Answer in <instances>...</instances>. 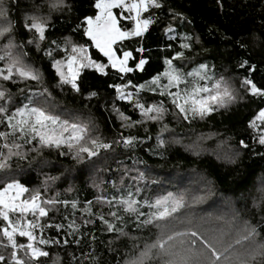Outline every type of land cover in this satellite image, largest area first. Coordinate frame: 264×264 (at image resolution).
Returning <instances> with one entry per match:
<instances>
[{"label": "trees", "instance_id": "1", "mask_svg": "<svg viewBox=\"0 0 264 264\" xmlns=\"http://www.w3.org/2000/svg\"><path fill=\"white\" fill-rule=\"evenodd\" d=\"M159 2L160 8L142 14L153 19L144 36L124 42L125 50L133 53L130 67L135 69V63L141 57L147 61L143 70L127 73L124 80L110 68L103 76L94 69H85L77 81L80 91L73 92L70 86L61 88L57 85L51 61L43 52H37L34 46L25 48L29 53L26 60L42 73L40 90L47 87L51 94L46 98L47 103L41 106L50 111L55 109L62 118L87 124L93 136L112 144L111 150H102L93 161L83 164L48 149L39 156L30 153L26 161H13L16 179L30 189L46 191L49 197L77 202L75 213L69 203L66 211L60 205L59 211H52L50 216L51 222L65 226L75 219L79 225L75 234L79 242L67 237V245L48 249L50 256L42 258L44 264H122L125 256L131 254L133 245H143V237L148 232L155 238L156 227L137 230L134 219L117 225L127 233L117 236L107 232L106 225L96 215L85 213L81 216L80 210L91 201L94 213L111 219L107 215L108 205L97 202L96 197L103 195L112 199L114 193L120 194L117 188L131 187L135 191L139 187L141 195L136 198L141 201L169 191L184 192L187 205L177 214L178 219L169 222V228L196 230L217 247L234 244L243 234L245 221L257 225L264 236V146L254 139L255 134L248 128V122L264 107V97H253L240 89L234 102L202 120L184 121L168 115L165 122L169 130L162 134L164 145L160 146L157 135L162 125L148 122L131 128L121 127L120 112L130 121L141 117L131 103L116 100L115 89L109 87L128 81L133 85L144 83L163 71L165 58L171 59L179 51L183 52L184 58L174 63L185 70L203 63L215 73L216 79L224 77L234 89H239L244 78L264 88V0ZM65 3L67 7L50 16L43 48H54L52 41L63 46L66 39L76 43H84L87 39L82 29L79 32L73 29L84 17L94 15V0H65ZM34 4H43V12L47 14L45 0H19L10 13L22 19L25 13L35 11ZM169 28L172 31L168 32ZM182 37L190 39L182 40ZM28 38L29 34L21 29L17 42L26 43ZM182 42L188 43L190 48L181 49ZM137 47L144 51L137 53ZM90 54L106 63L95 49H91ZM63 55L53 51L55 59H61ZM18 88L25 89L23 96L17 92ZM31 90H37L34 82ZM11 91L19 103L29 94V87L18 84L12 86ZM126 91L135 93V88L129 87ZM92 92L96 95L88 98ZM137 98L146 103L160 99L148 92L133 96L134 101ZM129 135L138 138L133 148L125 149L122 144L115 143L121 136ZM141 140L143 143L139 142ZM241 141L248 147L242 148ZM141 173L144 174L142 180L132 179ZM197 196L202 200L193 203ZM89 220L91 222L85 223ZM65 232L57 236L55 229H51L47 235L62 242ZM234 246L238 251L244 247ZM85 253L92 255L85 257Z\"/></svg>", "mask_w": 264, "mask_h": 264}, {"label": "snow or ice", "instance_id": "2", "mask_svg": "<svg viewBox=\"0 0 264 264\" xmlns=\"http://www.w3.org/2000/svg\"><path fill=\"white\" fill-rule=\"evenodd\" d=\"M18 2L0 0V173L3 174L0 175V264H44L42 258L50 256L48 249L67 245V237L71 236L79 242V237L75 235L79 225L75 219L65 226L63 223L51 222L50 216L52 211H59L60 205L66 211L69 203L75 213L78 210L77 202L49 197L46 191L30 189L16 179L13 161H26L30 153L39 156L48 149L83 164L93 161L102 150H111L112 144L93 136L87 124L62 118L41 106L47 103L46 98H50L51 94L47 87L40 90L42 73L26 60L29 53L25 48L34 46L37 52H43L51 61L57 85L61 88L70 86L73 92L80 91L77 81L85 69H94L103 76L107 75L106 69L110 68L118 74L119 79L124 80L127 73L141 71L147 63L141 57L135 63V69L130 67L133 53L125 50L124 42L144 36L153 19L151 16L145 18L142 14L148 13L149 9L160 8L161 4L159 0H94V15L84 17L73 29L76 32L82 29L86 41L76 43L66 39L63 46L52 41L55 47L46 49L42 44L47 39L50 16L52 12L67 7L65 0H45L47 14L43 12V4H34L35 11L25 13L22 19L10 13L12 8L18 6ZM21 29L29 34L26 43L17 42ZM184 39L190 38L182 37ZM180 48L188 49L190 45L182 42ZM91 49H95L106 63L94 59L90 54ZM53 51L64 55L61 59H55ZM135 51L142 53L144 49L137 47ZM183 58V52L179 51L171 59L165 58L163 71L144 83L133 85L128 81L109 85L115 89V99L131 103L141 117L140 120L130 121L128 116L120 112L122 128L146 125L148 122L162 125L157 140L163 146L162 134L169 130L165 122L168 115L184 121L202 120L234 102L240 89L253 97H264V88L258 87L251 79H242L239 89H234L224 77L216 79L215 73L210 72L206 64L201 63L185 70L174 63ZM32 82L36 85V91L31 90ZM18 84H27L29 87V94L19 103L11 91V87ZM129 87L135 88V93L126 91ZM24 91V88L17 89L21 96ZM143 92L160 99L152 103L141 102L139 98L133 100L134 95L139 97ZM95 95L92 92L88 98ZM248 128L255 134L254 139L264 146V107L248 122ZM137 139L131 135L121 136L115 143L128 149L135 146ZM139 142L143 143L142 140ZM240 146L248 147L244 141H241ZM143 176L141 173L132 179L139 181ZM44 187L47 189V182ZM113 187L116 185L113 184ZM117 193L120 194L114 193L112 199L103 195L96 197L97 202L108 205L107 215L111 219L94 213L91 201L80 210L81 216L85 213L96 215L106 225L107 232L117 236L127 235L124 228L117 225L133 219L137 230L144 231L152 226L158 229L154 239L153 234L148 232L143 237L142 246L133 245L131 254L125 256L122 264H264V236L257 225L245 221L241 237L234 244L221 248L196 230L176 231L169 228V222L178 219L177 214L187 205L184 192L169 191L143 201L136 198L141 195L139 187L135 191L131 187L117 188ZM200 200L202 197L197 196L192 202ZM145 208L147 211H142ZM64 219H68L67 215ZM51 229H55L57 236L65 232L62 242L47 235ZM234 245H243V250L238 251ZM84 255L90 257L92 254Z\"/></svg>", "mask_w": 264, "mask_h": 264}, {"label": "rangeland", "instance_id": "3", "mask_svg": "<svg viewBox=\"0 0 264 264\" xmlns=\"http://www.w3.org/2000/svg\"><path fill=\"white\" fill-rule=\"evenodd\" d=\"M52 112H53L54 114H57V111H56L55 109H53Z\"/></svg>", "mask_w": 264, "mask_h": 264}]
</instances>
